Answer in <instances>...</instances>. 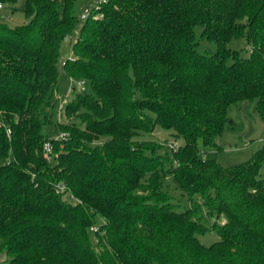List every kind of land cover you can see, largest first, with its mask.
I'll use <instances>...</instances> for the list:
<instances>
[{"label": "trees", "instance_id": "1", "mask_svg": "<svg viewBox=\"0 0 264 264\" xmlns=\"http://www.w3.org/2000/svg\"><path fill=\"white\" fill-rule=\"evenodd\" d=\"M78 1L25 0L26 23H0V254L8 264H264V149L225 167L200 148L234 129L232 105L264 117V0H101L81 24ZM197 26L211 54L197 49ZM243 36L247 58L227 46ZM62 72L90 86L72 85L67 121L54 118ZM156 127L183 143L169 153L135 139ZM169 180L201 201L182 208ZM208 230L220 239L204 245Z\"/></svg>", "mask_w": 264, "mask_h": 264}, {"label": "rangeland", "instance_id": "2", "mask_svg": "<svg viewBox=\"0 0 264 264\" xmlns=\"http://www.w3.org/2000/svg\"><path fill=\"white\" fill-rule=\"evenodd\" d=\"M95 1L96 0H79L76 3L74 13L79 18V24L82 23L80 15L83 10L86 8H93ZM24 5L25 0H17L14 4L5 5L0 9V23L6 24L10 27L26 23L28 19L22 11ZM194 33L197 42V49L200 52L211 54L216 50V43L209 41L202 36L201 26L195 27ZM76 36L77 32H75L69 40H65L62 43L59 56L60 66L67 58L72 56V45ZM227 46L233 50L239 51L240 56L243 58H247L251 55V44L248 42L246 36L231 39ZM76 82H82V80L69 78L62 72L59 88L53 97L56 104L55 120L61 119L62 121H67L62 114L61 105L69 98L72 85L75 86V89H80L79 85H76ZM83 86L86 92H90V86L87 82H84ZM253 104L254 103L247 102L230 106L228 115L234 119V129L225 128L216 140V147H204L200 145L201 156L203 158L215 160L218 164L228 167L250 161L256 150L264 149V117L259 116L257 112H255ZM135 139L151 141V145H154L157 148L161 146L159 143H162L163 147L161 149L169 153H171L169 150L170 145L176 147V145L183 143L182 138H176L173 135L172 130H165L160 127H156L151 133L141 134ZM260 176L264 180V162L260 169ZM169 184L171 196L176 201L180 202L182 208L189 206L191 201H201L198 196L189 200L188 196L177 188L171 180H169ZM225 220L226 217L220 215L218 221L224 222ZM198 238L204 245H211L220 239L218 232L215 230H208L205 233L198 235ZM8 263L9 258L4 254H0V264Z\"/></svg>", "mask_w": 264, "mask_h": 264}, {"label": "built area", "instance_id": "3", "mask_svg": "<svg viewBox=\"0 0 264 264\" xmlns=\"http://www.w3.org/2000/svg\"><path fill=\"white\" fill-rule=\"evenodd\" d=\"M100 2H101V0H96L93 8H91V9H88V8L84 9L83 12L80 15V19L82 21L86 20L89 17L92 9H98L99 8ZM0 8H1V5H0ZM98 17H101V15H99V14H95L94 15V18H98ZM81 83L82 82H76V84L79 85V86L81 85ZM56 138L61 139V140H64V139H66V134L65 133H60ZM172 147L173 146L170 145V148H172ZM51 153H52V146H51V144L49 142L44 143V145H43V155H44V157L46 159H51V157H52ZM58 188H59V190H61L62 189V186H58Z\"/></svg>", "mask_w": 264, "mask_h": 264}]
</instances>
